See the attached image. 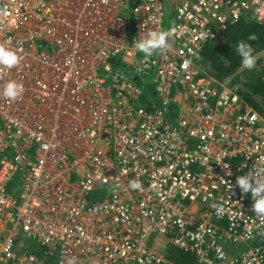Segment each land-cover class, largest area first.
I'll list each match as a JSON object with an SVG mask.
<instances>
[{"label":"built area","instance_id":"2783aa9c","mask_svg":"<svg viewBox=\"0 0 264 264\" xmlns=\"http://www.w3.org/2000/svg\"><path fill=\"white\" fill-rule=\"evenodd\" d=\"M243 20L264 0H0L21 57L0 92L24 86L0 95V264H264L236 184L264 168V117L194 60ZM152 30L171 46L146 57Z\"/></svg>","mask_w":264,"mask_h":264},{"label":"trees","instance_id":"16d2710c","mask_svg":"<svg viewBox=\"0 0 264 264\" xmlns=\"http://www.w3.org/2000/svg\"><path fill=\"white\" fill-rule=\"evenodd\" d=\"M250 36H254L255 39L250 40ZM240 41L251 44L255 50L254 54L263 50L264 26L251 20L240 21L225 32L223 40L204 46L194 60L197 64L206 62L209 65L208 69L217 79H230L233 89L264 117V81L262 80L264 72L260 74L253 70L250 74L253 77L249 78V81H240L237 72L241 68V57L236 52L237 44ZM168 257L174 264H192L194 262L192 255L176 249H170Z\"/></svg>","mask_w":264,"mask_h":264},{"label":"clouds","instance_id":"9594fccd","mask_svg":"<svg viewBox=\"0 0 264 264\" xmlns=\"http://www.w3.org/2000/svg\"><path fill=\"white\" fill-rule=\"evenodd\" d=\"M250 40L255 39L254 36L249 37ZM170 33L165 31H147L140 34L139 38L134 42L135 48L144 56H152L156 52L163 53L170 48ZM254 48L251 44L240 41L237 44L236 52L241 57V69L251 71L256 67L257 56L254 54ZM21 57L12 49L0 44V67L12 69L19 65ZM24 92V86L12 80L5 84L2 95L6 100L15 102ZM231 175V173H229ZM236 184L243 193H251L253 198V211L256 215L264 219V168L250 171L247 175L239 176ZM132 190H142L143 185L138 181H130ZM219 258L223 259L222 252ZM66 264H77L75 258L67 259Z\"/></svg>","mask_w":264,"mask_h":264},{"label":"rangeland","instance_id":"374dc122","mask_svg":"<svg viewBox=\"0 0 264 264\" xmlns=\"http://www.w3.org/2000/svg\"><path fill=\"white\" fill-rule=\"evenodd\" d=\"M170 21V17L169 15L166 13L165 15V24H168V22ZM257 56V63H256V67L254 69H252L251 71L249 70H242L241 68L238 70V77L240 79L241 82H247L252 78L253 75H250L253 70H256L258 73L261 74V72H264V65L262 64V62L260 60H262L258 55ZM199 67V70H201L202 72H211L208 67L209 65L205 62V63H198L197 64ZM255 75V74H254ZM258 75L256 74V77ZM262 80L264 81V75L262 77Z\"/></svg>","mask_w":264,"mask_h":264}]
</instances>
